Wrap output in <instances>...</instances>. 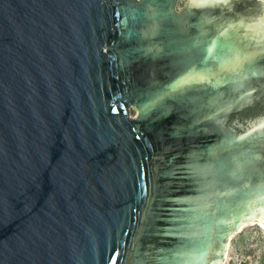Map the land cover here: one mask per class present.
I'll return each mask as SVG.
<instances>
[{
    "label": "water",
    "instance_id": "water-1",
    "mask_svg": "<svg viewBox=\"0 0 264 264\" xmlns=\"http://www.w3.org/2000/svg\"><path fill=\"white\" fill-rule=\"evenodd\" d=\"M177 1L0 0V264H221L264 224V0Z\"/></svg>",
    "mask_w": 264,
    "mask_h": 264
},
{
    "label": "rangeland",
    "instance_id": "rangeland-1",
    "mask_svg": "<svg viewBox=\"0 0 264 264\" xmlns=\"http://www.w3.org/2000/svg\"><path fill=\"white\" fill-rule=\"evenodd\" d=\"M177 1L176 7L183 4ZM130 114H133L130 109ZM228 260L221 264H264V231L256 224L247 225L227 242ZM227 249V248H226Z\"/></svg>",
    "mask_w": 264,
    "mask_h": 264
},
{
    "label": "bare ground",
    "instance_id": "bare-ground-1",
    "mask_svg": "<svg viewBox=\"0 0 264 264\" xmlns=\"http://www.w3.org/2000/svg\"><path fill=\"white\" fill-rule=\"evenodd\" d=\"M252 224L258 225L264 231V224H262L261 222H259V223H251L250 225H252ZM227 246H229V244ZM228 248L229 247H227V249L225 251V258H226L225 262H227V260H228Z\"/></svg>",
    "mask_w": 264,
    "mask_h": 264
},
{
    "label": "flooded vegetation",
    "instance_id": "flooded-vegetation-1",
    "mask_svg": "<svg viewBox=\"0 0 264 264\" xmlns=\"http://www.w3.org/2000/svg\"><path fill=\"white\" fill-rule=\"evenodd\" d=\"M184 3V2H183ZM177 4V3H176ZM182 6V5H181ZM176 9H177V7H176ZM230 240V239H229Z\"/></svg>",
    "mask_w": 264,
    "mask_h": 264
}]
</instances>
